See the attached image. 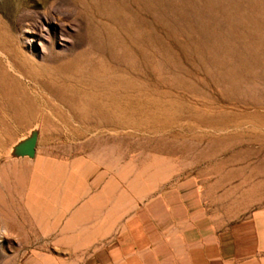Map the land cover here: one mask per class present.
I'll list each match as a JSON object with an SVG mask.
<instances>
[{
	"label": "rangeland",
	"instance_id": "1",
	"mask_svg": "<svg viewBox=\"0 0 264 264\" xmlns=\"http://www.w3.org/2000/svg\"><path fill=\"white\" fill-rule=\"evenodd\" d=\"M131 224L264 264V0H0V264Z\"/></svg>",
	"mask_w": 264,
	"mask_h": 264
},
{
	"label": "crops",
	"instance_id": "2",
	"mask_svg": "<svg viewBox=\"0 0 264 264\" xmlns=\"http://www.w3.org/2000/svg\"><path fill=\"white\" fill-rule=\"evenodd\" d=\"M129 226L122 228L115 242L103 248L95 259L90 255L89 264H234L220 258L217 243L209 246L202 240L179 239V243L172 244L166 238L157 245L141 225Z\"/></svg>",
	"mask_w": 264,
	"mask_h": 264
},
{
	"label": "water",
	"instance_id": "3",
	"mask_svg": "<svg viewBox=\"0 0 264 264\" xmlns=\"http://www.w3.org/2000/svg\"><path fill=\"white\" fill-rule=\"evenodd\" d=\"M33 140L28 141L22 146L21 152L27 156H32Z\"/></svg>",
	"mask_w": 264,
	"mask_h": 264
}]
</instances>
